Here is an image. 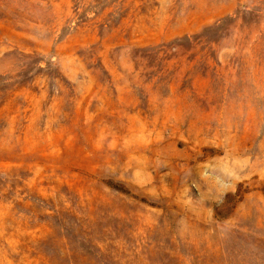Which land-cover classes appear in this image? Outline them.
<instances>
[{"label":"rangeland","instance_id":"obj_1","mask_svg":"<svg viewBox=\"0 0 264 264\" xmlns=\"http://www.w3.org/2000/svg\"><path fill=\"white\" fill-rule=\"evenodd\" d=\"M0 264H264V0H0Z\"/></svg>","mask_w":264,"mask_h":264}]
</instances>
